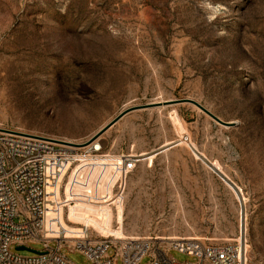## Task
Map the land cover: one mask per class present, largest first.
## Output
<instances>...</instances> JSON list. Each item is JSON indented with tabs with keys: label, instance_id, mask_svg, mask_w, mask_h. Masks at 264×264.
Here are the masks:
<instances>
[{
	"label": "rangeland",
	"instance_id": "1",
	"mask_svg": "<svg viewBox=\"0 0 264 264\" xmlns=\"http://www.w3.org/2000/svg\"><path fill=\"white\" fill-rule=\"evenodd\" d=\"M148 103L57 146L45 236L246 239L264 264V0H0V129L83 144Z\"/></svg>",
	"mask_w": 264,
	"mask_h": 264
},
{
	"label": "built area",
	"instance_id": "2",
	"mask_svg": "<svg viewBox=\"0 0 264 264\" xmlns=\"http://www.w3.org/2000/svg\"><path fill=\"white\" fill-rule=\"evenodd\" d=\"M57 146L72 148L44 136L8 129L0 131V264H73L62 253L64 248L84 254L92 264H117L118 261L141 264L146 256L150 257L148 264L248 263L246 239L236 243H206L202 239L182 238L161 240L160 244L153 245L152 240L140 237L119 240L94 239L89 235L77 239L46 237L48 158L64 154ZM95 148L91 151H102ZM136 162L126 174L134 169ZM53 241L57 246L52 248ZM31 243H43L44 249L32 256L11 250L12 246L30 248ZM111 248L113 256L109 254ZM172 251L196 260L179 262L171 255Z\"/></svg>",
	"mask_w": 264,
	"mask_h": 264
},
{
	"label": "water",
	"instance_id": "3",
	"mask_svg": "<svg viewBox=\"0 0 264 264\" xmlns=\"http://www.w3.org/2000/svg\"><path fill=\"white\" fill-rule=\"evenodd\" d=\"M176 103H191L195 106H197L201 111H203L204 113H206L207 115H209L211 118H213L215 121H217L218 123L224 125V126H230L232 125V123L229 122H225L223 121L221 118H219L217 115H215L214 113H212L209 109H207L206 107H204L202 104H200L199 102L192 100V99H180V100H171V101H166L164 104L169 105V104H176ZM162 103H148V104H144V105H138V106H134L131 107L125 111H123L121 114H119L111 123H109V125H107V127H105L102 131H100L99 133H97L96 135H94L89 141H87L86 143L83 144H77V143H72V142H67V141H63V140H56L59 143H63L65 145L71 146V147H86L91 145L96 139H98L108 128H110L111 126H113L114 124H116L119 120H121L124 116H126L127 114H129L132 111L135 110H140V109H146V108H151L157 105H161ZM18 251H30L33 252L34 254H40L39 251L34 250L32 248L26 247V246H20L17 247Z\"/></svg>",
	"mask_w": 264,
	"mask_h": 264
},
{
	"label": "bare ground",
	"instance_id": "4",
	"mask_svg": "<svg viewBox=\"0 0 264 264\" xmlns=\"http://www.w3.org/2000/svg\"><path fill=\"white\" fill-rule=\"evenodd\" d=\"M1 130H5V129H0V131H1ZM58 141H59V140H58ZM62 144H63V143H62ZM86 147H87V146H86ZM72 148H73V147H72ZM76 148H78V147H76ZM81 148H84V147H81Z\"/></svg>",
	"mask_w": 264,
	"mask_h": 264
},
{
	"label": "crops",
	"instance_id": "5",
	"mask_svg": "<svg viewBox=\"0 0 264 264\" xmlns=\"http://www.w3.org/2000/svg\"><path fill=\"white\" fill-rule=\"evenodd\" d=\"M148 264V263H147Z\"/></svg>",
	"mask_w": 264,
	"mask_h": 264
}]
</instances>
